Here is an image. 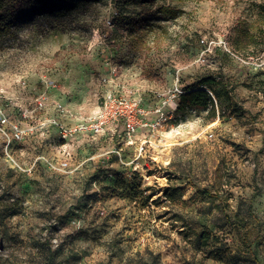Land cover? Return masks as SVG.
<instances>
[{"label": "rangeland", "instance_id": "rangeland-1", "mask_svg": "<svg viewBox=\"0 0 264 264\" xmlns=\"http://www.w3.org/2000/svg\"><path fill=\"white\" fill-rule=\"evenodd\" d=\"M263 11L264 0H100L80 28L0 36V106L28 128L7 147L0 136V264H264V73L227 52L264 54ZM175 88L206 90L214 117L163 105ZM106 90L141 96L157 126L61 149L46 124L56 103L86 116Z\"/></svg>", "mask_w": 264, "mask_h": 264}, {"label": "built area", "instance_id": "built-area-1", "mask_svg": "<svg viewBox=\"0 0 264 264\" xmlns=\"http://www.w3.org/2000/svg\"><path fill=\"white\" fill-rule=\"evenodd\" d=\"M227 52L241 67L247 68L249 71L264 73V54L258 58L252 55L243 56L230 50ZM182 94L179 88H175L172 91L171 99L164 101L163 105L170 108L172 103L176 108L178 102L175 100L177 101ZM55 106L57 116L46 120V124L56 130L61 142V149L71 148L75 138L79 135L95 137L112 130L119 132V138L130 140L139 130L154 128L158 124L149 119L151 111L144 105L141 96L117 94L113 90H106L97 110L86 116L73 113L60 103H56ZM154 113L164 115L159 108L155 109ZM22 116L28 117L27 113H23ZM62 118H67L73 123L68 125ZM27 133L28 128H22L18 122L12 121L6 110L0 106V136L6 147L11 143L22 142ZM56 168L58 170L68 169V162H59Z\"/></svg>", "mask_w": 264, "mask_h": 264}, {"label": "trees", "instance_id": "trees-1", "mask_svg": "<svg viewBox=\"0 0 264 264\" xmlns=\"http://www.w3.org/2000/svg\"><path fill=\"white\" fill-rule=\"evenodd\" d=\"M98 3L100 0H0V36L9 33L18 26H33L41 31L70 25L80 28L85 25V22L79 20L78 16ZM260 17L259 31L264 25V11ZM133 31L135 29L130 30L131 44L135 46L141 40L132 36ZM213 83L212 78L204 77L200 84L211 87ZM211 92L216 99L220 98L219 91L213 89ZM187 107H201L203 109L210 107L211 117H214L215 114L213 97L204 89L184 92L179 97L178 108ZM202 237L205 244L208 235Z\"/></svg>", "mask_w": 264, "mask_h": 264}, {"label": "bare ground", "instance_id": "bare-ground-1", "mask_svg": "<svg viewBox=\"0 0 264 264\" xmlns=\"http://www.w3.org/2000/svg\"><path fill=\"white\" fill-rule=\"evenodd\" d=\"M157 179H158V181H159L160 184L163 185L165 183V178L163 177V175L157 176Z\"/></svg>", "mask_w": 264, "mask_h": 264}]
</instances>
